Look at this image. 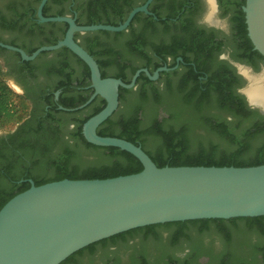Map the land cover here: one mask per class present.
I'll return each instance as SVG.
<instances>
[{"label":"flooded vegetation","instance_id":"obj_1","mask_svg":"<svg viewBox=\"0 0 264 264\" xmlns=\"http://www.w3.org/2000/svg\"><path fill=\"white\" fill-rule=\"evenodd\" d=\"M40 1L0 0V42L32 54L42 46L52 45L45 44L48 39L57 38L59 41L64 38L67 23L41 21L38 15ZM219 2L221 16L228 18L229 35L197 25L196 21L204 10L203 0H48L43 15L71 16L76 21L82 19L83 15L87 18L98 15L103 19L118 20L123 17L126 19L136 7L148 4L147 12L139 11L132 19L134 22L131 27L136 28L141 46L135 62L138 67L135 73L147 68L151 74L158 71L159 75L156 79H150L145 72H141L134 87L125 88L127 91L120 87V103L115 112H125L123 108L136 93L138 97L147 98L145 109L139 112H159L161 119L165 112H192L186 104L193 110L200 103L202 107H207L213 100L211 94L216 95L214 88L221 84L227 83L229 94L237 95L235 88L244 81L236 75L229 61L218 59L220 53H228L231 61L251 65L257 71L264 68V56L255 52L249 37L244 12L246 0ZM35 7L36 11L33 10ZM131 27L129 25L125 31L131 32ZM85 34L80 33L76 39L81 43ZM64 48L42 51L35 59L25 60L19 52L0 46L1 76L31 106L24 122L0 130V153L7 152L14 145L25 148L33 145L34 141H38L37 145H43L48 139L56 140L58 145L72 147L79 144V137L75 133L79 131L81 119L94 111L91 103L99 95L85 108L71 110L75 107L66 106L75 100L77 102L81 96H88L89 99L95 89L91 86V75L86 70V63ZM78 66L83 67L82 74ZM129 66L125 68L129 80L126 83H130L135 74L131 73ZM64 68L66 73L72 74L70 79L62 71ZM214 72L224 76L221 78L223 83L209 79ZM106 77L120 78L110 72ZM120 95L125 97V101L120 99ZM98 98L104 99L101 96ZM185 100H188L186 104ZM236 103H230V106L235 108ZM203 112L237 111L214 108L211 111L204 109ZM33 133H37L39 139H33ZM239 226L231 233L232 236L227 235L226 229L220 231L217 238L215 235L201 241L197 238H182L176 243L165 245V251L160 252L167 259L170 256L178 259L180 263L177 261V264H188L184 262L190 259L189 252L193 247L204 252L197 259L200 264H264V226L260 228L258 223L242 221ZM123 240L110 238L98 241L93 251L83 250L69 264H113L117 260L118 264H130L133 255L139 258L145 256L153 262L155 254H158L153 248L143 252L138 244L142 241L139 235L129 234ZM208 250L210 253H207ZM212 256L218 258L214 260Z\"/></svg>","mask_w":264,"mask_h":264},{"label":"water","instance_id":"obj_2","mask_svg":"<svg viewBox=\"0 0 264 264\" xmlns=\"http://www.w3.org/2000/svg\"><path fill=\"white\" fill-rule=\"evenodd\" d=\"M41 0V21L68 24L65 36L56 44L42 46L32 54L0 42L33 60L42 51L69 48L89 67L92 96L99 95L105 107L83 125L88 142L113 146L136 156L144 168L136 173L108 178H80L46 182L31 186L9 199L0 209V264H61L75 252L117 234L155 224L200 219H231L264 216V163L251 166L166 165L159 167L151 156L129 140L102 136L99 126L119 106V88H132L141 72L156 79L147 68L138 70L130 83L121 78L103 77L96 58L75 38L99 30L124 31L139 11L136 7L118 25H83L71 16L45 17ZM249 37L264 56V0H246L244 5ZM167 69V68H161Z\"/></svg>","mask_w":264,"mask_h":264},{"label":"trees","instance_id":"obj_3","mask_svg":"<svg viewBox=\"0 0 264 264\" xmlns=\"http://www.w3.org/2000/svg\"><path fill=\"white\" fill-rule=\"evenodd\" d=\"M33 10L36 11V7ZM43 12L45 14V9ZM124 19L125 17L118 20L103 19L98 15H91L86 20L79 19L77 22L83 25L99 23L118 25ZM133 22L134 20L130 27ZM79 36L80 33H77L75 38ZM82 37L83 40L80 44L96 58L103 77L109 74L110 67L115 66L116 70L112 73L129 82L125 68L130 65L131 73H135L138 67L134 60H138L137 56L141 52L136 28H132L131 32L125 30L86 32ZM57 42V38H51L45 44H56ZM64 49L71 52L66 47ZM255 52L260 54L257 50ZM80 60L83 62L82 59ZM65 70V68L62 69L64 72ZM86 70L90 75L87 64ZM71 75V73H66L68 79ZM144 77L148 80L147 76ZM223 77V75L214 72L209 79H217L223 83L224 81L221 79ZM227 88H229L227 83L215 87L216 95L211 94L213 100H210L211 103L209 102L207 107H202V103H200L197 109L193 110V107L186 104L188 100H185L184 104L192 112H165L166 116L164 115L161 119L159 112H139L145 109L147 98L138 97L135 93L134 98L123 108L125 112H114L99 126L98 133L102 136L124 138L142 146L159 167L166 165L251 166L263 164L264 114L249 110L244 98L234 93L229 94ZM121 89L127 91L125 88ZM98 97L91 103L94 111L81 119L79 131L75 133L79 137L78 145L72 147L64 144L58 145L56 140L48 139L43 145H37L38 141H34L33 145L25 148L14 145L7 152L0 153V209L13 196L28 189L31 186L30 179L39 185L64 178H108L136 173L144 168L142 162L130 152L118 147L92 144L83 135L84 123L105 107L106 100H99ZM87 99L88 96H81L77 102L75 100L66 106L77 107L85 103ZM120 99L125 101L123 95H120ZM25 102L27 101L22 99L0 74V129L24 122L26 117L23 118L22 114ZM229 102H237L236 107L230 106ZM214 108L235 109L237 112H203L204 109L211 111ZM35 138L39 139L37 133H33V139ZM89 149L93 151L92 154L88 152ZM240 221L248 222V224L258 223L260 228L264 226V216L200 219L149 225L110 238H123L125 241L129 234L139 235L142 241L138 244L143 252L153 248L158 253L155 254L153 262L145 256L139 258L133 255L130 264H177V261L180 263L178 259L172 256L167 259L160 252L161 250L165 251V245L176 243L182 238H197L201 241L207 236L215 235L214 237H216L220 231L224 232L226 229L227 235L232 236L231 233L240 227ZM236 226L239 227L236 228ZM148 240L149 242H147ZM94 246L95 243L75 252L61 264H69L78 253L85 249L93 251ZM197 249V247L191 249L190 259L184 263L197 262L198 257L204 253ZM207 253H210L209 250ZM214 258H218V256H212V259ZM118 263L117 260L113 264Z\"/></svg>","mask_w":264,"mask_h":264},{"label":"clouds","instance_id":"obj_4","mask_svg":"<svg viewBox=\"0 0 264 264\" xmlns=\"http://www.w3.org/2000/svg\"><path fill=\"white\" fill-rule=\"evenodd\" d=\"M203 5L204 10L196 21L197 25L229 35L228 18L221 16L219 0H203ZM218 59L229 61L235 68L236 75L244 81L235 88V93L244 98L250 110L264 113V68L257 71L251 65L231 61L228 53H220Z\"/></svg>","mask_w":264,"mask_h":264},{"label":"rangeland","instance_id":"obj_5","mask_svg":"<svg viewBox=\"0 0 264 264\" xmlns=\"http://www.w3.org/2000/svg\"><path fill=\"white\" fill-rule=\"evenodd\" d=\"M87 19V17H85L84 15L82 16V20H86ZM135 62H137V60H134ZM79 67V70H80V74H82V72H83V67L82 66H78ZM110 69V73H112V72H115V70H116V67L114 66L113 68L112 67H110L109 68ZM18 94V93H17ZM30 103L29 102H25V108H24V111H23V114H22V117L23 118H25V117H27L28 116V110L30 109ZM15 125H10V126H8V127H6V128H2V129H0V130H4V129H10V128H13ZM88 152H90L91 154H92V150H88ZM220 231V230H219ZM166 233V232H165ZM167 234V233H166ZM168 235V234H167ZM99 247H100V245H99Z\"/></svg>","mask_w":264,"mask_h":264}]
</instances>
